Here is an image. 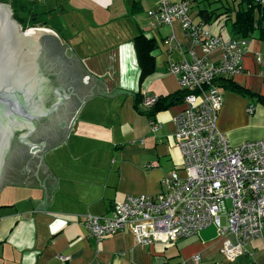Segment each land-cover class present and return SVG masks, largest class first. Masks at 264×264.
<instances>
[{"label":"crops","instance_id":"1","mask_svg":"<svg viewBox=\"0 0 264 264\" xmlns=\"http://www.w3.org/2000/svg\"><path fill=\"white\" fill-rule=\"evenodd\" d=\"M134 1L51 0L42 10L47 18L59 16L56 27L42 21L48 23L43 28L60 46L69 47L88 74L104 83L108 92L116 89L133 95L91 96L81 104L64 139L42 153L56 179L46 210L35 211L43 202L44 188L2 186L0 264H264V238L252 240L247 254L228 261L214 225L168 246H140L129 232L97 241L79 222L86 214L111 216L114 206L128 196L158 195L163 179L174 172L185 176L173 139V120L184 110V101L153 117L142 103L146 97L184 93L169 66L190 59L191 53L202 56V50L179 22L153 24L147 12L158 0ZM175 1L187 2L194 23L212 35L237 38L231 32L232 20L221 17L207 23L200 13L234 8L236 0ZM170 38L173 44L168 43ZM238 39L247 41L241 73L217 80L223 97L218 129L233 146L264 138V104L257 99L264 98V36L257 31ZM217 57V52L211 55ZM224 81L255 97L230 92L220 86ZM153 123L160 127L156 133L151 131ZM195 256L200 257L197 263Z\"/></svg>","mask_w":264,"mask_h":264},{"label":"built area","instance_id":"2","mask_svg":"<svg viewBox=\"0 0 264 264\" xmlns=\"http://www.w3.org/2000/svg\"><path fill=\"white\" fill-rule=\"evenodd\" d=\"M258 2L264 5V0ZM147 15L156 26L179 22L202 50V56L191 53L168 69L186 93L185 108L173 120L185 176L174 172L163 179L158 195L128 196L111 216L86 214L79 222L97 241L129 232L140 246H168L214 225L223 240L222 254L235 261L248 253L252 240L264 238V138L233 146L220 132L223 97L217 80L241 73L247 41L215 36L196 25L185 1L158 0ZM214 52L216 59L211 58ZM157 102L155 96L146 97L142 106L150 111ZM159 128L151 125L153 133Z\"/></svg>","mask_w":264,"mask_h":264},{"label":"water","instance_id":"3","mask_svg":"<svg viewBox=\"0 0 264 264\" xmlns=\"http://www.w3.org/2000/svg\"><path fill=\"white\" fill-rule=\"evenodd\" d=\"M42 37L55 42L64 65L63 74L54 90L57 102L47 109L41 102L43 86L40 84L42 80L38 79L36 66ZM96 94L107 97L133 95L116 89L108 92L107 86L88 74L69 47L60 46L49 30H23L14 21L11 7L0 5V172L11 140L21 134L18 141L29 152L23 160L15 163L7 185L44 188L43 202L35 211L46 210L56 189V179L43 162L42 153L64 139L81 104ZM57 113L53 121L59 132L31 142L30 136L37 129V121L46 120Z\"/></svg>","mask_w":264,"mask_h":264},{"label":"trees","instance_id":"4","mask_svg":"<svg viewBox=\"0 0 264 264\" xmlns=\"http://www.w3.org/2000/svg\"><path fill=\"white\" fill-rule=\"evenodd\" d=\"M5 4L11 7L13 12V19L23 28V30H28L30 28H43L46 27L48 23L41 22L42 17L45 14L37 13L36 1L30 0H1ZM132 4L136 3L131 0ZM236 6L229 7L223 6L218 9L212 10L210 12L203 10L201 15L204 16L207 23L210 20H217L221 17L225 18V21L232 20L231 32L237 38L252 37L257 31L260 32L261 37L264 36V7L262 8L258 0H236ZM260 14V18L257 15ZM233 18L231 19V17ZM219 80V79H218ZM220 81V80H219ZM222 81V80H221ZM220 81V82H221ZM220 86L226 88L230 92L237 95L254 98L255 95L251 94L242 87L234 84L232 81H224L219 83ZM218 84V85H219ZM186 93L178 94L170 98H160L157 104L150 110L148 115L153 117L157 112L166 109L168 106L175 103H181L184 101ZM262 104H264V98H257Z\"/></svg>","mask_w":264,"mask_h":264},{"label":"flooded vegetation","instance_id":"5","mask_svg":"<svg viewBox=\"0 0 264 264\" xmlns=\"http://www.w3.org/2000/svg\"><path fill=\"white\" fill-rule=\"evenodd\" d=\"M15 21V20H14ZM16 22V21H15ZM17 23V22H16ZM18 24V23H17ZM19 25V24H18ZM20 26V25H19ZM21 27V26H20ZM22 28V27H21ZM23 29V28H22ZM45 38V39H44ZM59 52L57 45L50 38L42 37L39 41V52L36 58V66L38 79L41 81L40 84L43 86L41 102L47 109L57 102L54 90L60 81V77L63 74V62L59 58ZM40 77V78H39ZM59 113L51 116L46 120L37 121V129L31 134L30 141L34 143L39 138L45 135H55L59 132L58 127L54 125V118ZM26 132H23L25 134ZM17 134L11 140L8 147L4 164L0 172V186L7 184L9 181L11 171L17 161L23 160L29 149L23 147L19 141Z\"/></svg>","mask_w":264,"mask_h":264},{"label":"rangeland","instance_id":"6","mask_svg":"<svg viewBox=\"0 0 264 264\" xmlns=\"http://www.w3.org/2000/svg\"><path fill=\"white\" fill-rule=\"evenodd\" d=\"M49 1H51V0H36V10H37V13H42V10H44V9H46L47 8V3L49 2ZM60 0H55V3H58ZM201 3H205V2H201ZM0 5H4V6H9V5H7V4H5L4 2H2L1 0H0ZM205 6H207V5H205ZM59 16H57V15H54V14H51L50 16H48V18L46 17V16H43V18H42V20H41V22L42 21H46V22H48L49 23V27H56V25L58 24V23H60L59 22V18H58ZM52 22V23H50V21ZM63 22H66V19H64L63 20ZM68 22H70V20H68ZM67 22V23H68ZM37 28H39V27H37ZM222 223H223V219H222ZM225 224V219H224V223H223V225Z\"/></svg>","mask_w":264,"mask_h":264},{"label":"bare ground","instance_id":"7","mask_svg":"<svg viewBox=\"0 0 264 264\" xmlns=\"http://www.w3.org/2000/svg\"><path fill=\"white\" fill-rule=\"evenodd\" d=\"M9 20H10V18H9ZM31 31V30H30ZM23 51H26V49H23Z\"/></svg>","mask_w":264,"mask_h":264}]
</instances>
